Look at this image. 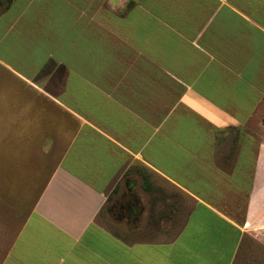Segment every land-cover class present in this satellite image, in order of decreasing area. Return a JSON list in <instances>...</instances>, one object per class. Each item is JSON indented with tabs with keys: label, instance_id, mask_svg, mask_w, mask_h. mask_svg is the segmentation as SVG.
<instances>
[{
	"label": "crops",
	"instance_id": "obj_1",
	"mask_svg": "<svg viewBox=\"0 0 264 264\" xmlns=\"http://www.w3.org/2000/svg\"><path fill=\"white\" fill-rule=\"evenodd\" d=\"M0 75V151L38 180L0 197V264H234L264 241V0H0Z\"/></svg>",
	"mask_w": 264,
	"mask_h": 264
},
{
	"label": "rangeland",
	"instance_id": "obj_2",
	"mask_svg": "<svg viewBox=\"0 0 264 264\" xmlns=\"http://www.w3.org/2000/svg\"><path fill=\"white\" fill-rule=\"evenodd\" d=\"M12 87V81L0 75V90ZM9 148L3 146L0 151V197L5 196L9 203L16 207H27L30 199L37 191V184L31 182L34 170L28 166L27 169L20 167L19 159L9 156ZM120 193V188L113 193L112 199ZM107 210V209H106ZM103 211L101 216L122 236L126 235L127 224L122 219L115 217L113 213ZM109 211V209L107 210ZM110 212V211H109ZM244 216L237 215V220H244ZM137 225V224H136ZM134 225V226H136ZM151 229V228H150ZM234 264H264V241L256 237L252 231L245 234Z\"/></svg>",
	"mask_w": 264,
	"mask_h": 264
},
{
	"label": "flooded vegetation",
	"instance_id": "obj_3",
	"mask_svg": "<svg viewBox=\"0 0 264 264\" xmlns=\"http://www.w3.org/2000/svg\"><path fill=\"white\" fill-rule=\"evenodd\" d=\"M122 209V208H121ZM127 208H125V209H123V210H126ZM120 211H122V210H120ZM129 211V210H128ZM117 217H118V219H121V218H126L128 221H131V214H126V213H124V214H121L120 212L117 214ZM135 219V222L138 220V217H135L134 218Z\"/></svg>",
	"mask_w": 264,
	"mask_h": 264
}]
</instances>
